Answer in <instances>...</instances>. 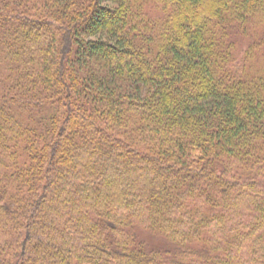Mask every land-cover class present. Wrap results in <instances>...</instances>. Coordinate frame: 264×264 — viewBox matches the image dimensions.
I'll return each mask as SVG.
<instances>
[{"label": "trees", "instance_id": "obj_1", "mask_svg": "<svg viewBox=\"0 0 264 264\" xmlns=\"http://www.w3.org/2000/svg\"><path fill=\"white\" fill-rule=\"evenodd\" d=\"M0 264H264V0H0Z\"/></svg>", "mask_w": 264, "mask_h": 264}, {"label": "rangeland", "instance_id": "obj_2", "mask_svg": "<svg viewBox=\"0 0 264 264\" xmlns=\"http://www.w3.org/2000/svg\"><path fill=\"white\" fill-rule=\"evenodd\" d=\"M246 43H247V41H246ZM248 44V43H247Z\"/></svg>", "mask_w": 264, "mask_h": 264}]
</instances>
